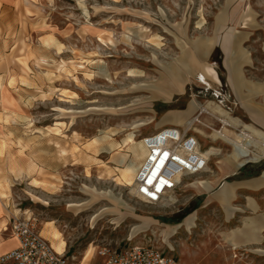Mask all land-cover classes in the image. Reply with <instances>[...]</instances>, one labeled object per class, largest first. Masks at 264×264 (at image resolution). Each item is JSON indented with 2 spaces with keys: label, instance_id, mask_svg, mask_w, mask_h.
Returning <instances> with one entry per match:
<instances>
[{
  "label": "rangeland",
  "instance_id": "1",
  "mask_svg": "<svg viewBox=\"0 0 264 264\" xmlns=\"http://www.w3.org/2000/svg\"><path fill=\"white\" fill-rule=\"evenodd\" d=\"M204 39L213 41L207 64L217 80L201 84L192 77L166 96L163 81L186 71L179 58L187 56L194 67L192 45ZM235 58L245 81L264 85V0H0V240L14 237V219L29 218L50 244L54 227L68 254L80 262L90 255V264H103L100 250L124 244L172 252L179 264H264V230L260 243L238 237L236 248L219 238L244 217L264 215V188L255 192L254 214L239 187L226 200L236 208L231 218L215 199L224 183L260 177L264 159L244 164L209 194L184 189L197 178L215 179L217 159L232 147L213 137L203 125L217 121L199 111L200 124L157 128L193 102H213L264 131L233 93ZM251 102L260 110L264 94ZM151 118L135 129L136 140L165 128L188 129L203 152H221L208 160L210 173L186 175L171 192L177 201L165 207L118 183L119 158L130 154L126 136ZM192 213L190 231L179 227L169 245L161 241L165 225Z\"/></svg>",
  "mask_w": 264,
  "mask_h": 264
},
{
  "label": "bare ground",
  "instance_id": "2",
  "mask_svg": "<svg viewBox=\"0 0 264 264\" xmlns=\"http://www.w3.org/2000/svg\"><path fill=\"white\" fill-rule=\"evenodd\" d=\"M193 56L195 60L194 67H190L187 56L183 59L178 60L182 62L186 71L179 70L175 73L169 74L163 81V91L165 95L171 97V95L177 92L178 86L182 81L187 80L192 77H198L199 83L205 84L207 80H217V75L213 68L207 64L210 53L213 49V41L211 40H199L193 43ZM238 52V51H237ZM238 57V56H237ZM236 61L232 65L231 81L233 86L238 91L245 90L247 95H253L255 93L264 94V85L255 84L247 82L243 79L241 72V65L239 59L235 58ZM95 73L89 75V77L94 76ZM97 75L100 73L97 72ZM247 97V96H246ZM244 97V98H246ZM246 105H251V101L246 100ZM202 115H209L217 121V126H205V128L211 130L214 134V138L223 139L228 142L232 150L229 154L219 157L215 163L218 175L214 181H207L202 179H195L193 182L185 185L184 189H191L198 193H211L216 185L221 182L225 177L230 176L237 172L246 163H256L264 159V131L255 128L250 124H243L238 121V119L232 118L227 112L222 110L217 104L213 102H206L204 105H199L196 102L190 104L189 110L186 113L170 114L157 125V128H162L164 126H178L182 127L185 125L191 126L193 123L200 124L198 116L195 117L196 113ZM153 122V119H149L148 122L140 123L134 125L132 128L134 131L130 132L123 145H128L130 154H123L118 163L122 167L121 176L118 179L120 185H124L129 189V195L133 196L135 194V175L139 166L144 161L147 151L143 145V142L136 140L133 132H136L139 126L147 125ZM136 129V130H135ZM122 146V145H120ZM221 154L220 150L215 147H208L204 152H202L203 157L209 160L210 157L219 156ZM132 155V158L130 156ZM210 169L207 166L203 172L210 173ZM111 171L105 168L102 171V175L107 177ZM184 175L181 172H177L173 180L176 185L182 183ZM256 190L264 188V173L258 177L256 180ZM82 191L84 192L85 187L82 186ZM171 190L166 192V196L162 198V202L155 203V206L165 207L174 204L177 200L176 197L171 194ZM234 189L224 190L219 188L215 196L222 199L221 206L226 212L227 218H231L236 208L230 203L226 202L233 196ZM214 195L205 201V204L213 200ZM195 214L187 216L183 222L180 224L165 225L164 230L161 233V241L169 245L168 239L176 232L179 227H183L186 231L194 226ZM264 215H260L259 219L255 217H244L242 219V224L240 227L229 230L228 232L221 233L219 238L224 243L228 244L232 248L238 246V237L242 238L243 244H257L262 240L261 233L264 230ZM51 224V223H49ZM6 228H4L5 230ZM3 240V239H2ZM13 242H17L15 237L12 238ZM1 244V243H0ZM51 246L53 250L62 254L65 250L66 244L63 239L60 238L59 233L52 227L51 229ZM92 249L90 250V254ZM5 253V252H4ZM264 253V251H263ZM2 253L0 252V256ZM82 264H86L83 262Z\"/></svg>",
  "mask_w": 264,
  "mask_h": 264
},
{
  "label": "built area",
  "instance_id": "3",
  "mask_svg": "<svg viewBox=\"0 0 264 264\" xmlns=\"http://www.w3.org/2000/svg\"><path fill=\"white\" fill-rule=\"evenodd\" d=\"M188 131L165 128L142 139L147 154L135 175V198L162 202L166 192L176 188L177 172L198 175L208 166L199 141ZM9 230L18 244L0 256V264H78L67 253H56L29 218L14 219ZM99 255L105 257L103 264H179L172 252L150 245L124 244L104 248Z\"/></svg>",
  "mask_w": 264,
  "mask_h": 264
},
{
  "label": "crops",
  "instance_id": "4",
  "mask_svg": "<svg viewBox=\"0 0 264 264\" xmlns=\"http://www.w3.org/2000/svg\"><path fill=\"white\" fill-rule=\"evenodd\" d=\"M233 93L235 94L237 100L240 102L241 104V110L242 112L245 114V116L251 120H255L257 121V123L260 124H264V106L261 104L260 105V110H258L255 106L252 105H246V100L247 101H251L252 96L253 95H247V92L245 90H241L238 91L237 89H235V87L233 88ZM247 96V97H246ZM246 97V98H244ZM257 178H248V177H240L238 179H234L230 184H223V186L221 188H223L224 190H228V189H236L239 187L240 191L242 192V196H243V203L246 205V207L249 208L250 211H252V213H256V202H255V192L257 191L255 186L257 185L255 180ZM207 181L211 182L214 181L215 179H210V176H207ZM218 186V184L216 185V187ZM218 196H215V199H217ZM254 201V203H253ZM225 218H227V214L226 212H224ZM0 252L2 254H5L7 251H9L10 249H13L14 247H16V243L13 242L12 238L9 239H4V240H0ZM66 244V243H65ZM5 252V253H4ZM63 253H69L68 252V248H67V244L65 247V250ZM62 253V254H63ZM69 255V254H68ZM71 258H73L78 264H82L83 262H86V264H90V260H91V256H85L82 258L81 262L77 260V258L75 256L69 255ZM99 264V262L97 263Z\"/></svg>",
  "mask_w": 264,
  "mask_h": 264
}]
</instances>
